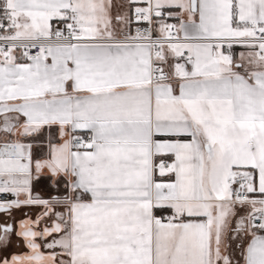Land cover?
<instances>
[{
  "label": "snow or ice",
  "instance_id": "snow-or-ice-1",
  "mask_svg": "<svg viewBox=\"0 0 264 264\" xmlns=\"http://www.w3.org/2000/svg\"><path fill=\"white\" fill-rule=\"evenodd\" d=\"M0 264H264V0H0Z\"/></svg>",
  "mask_w": 264,
  "mask_h": 264
},
{
  "label": "crops",
  "instance_id": "crops-1",
  "mask_svg": "<svg viewBox=\"0 0 264 264\" xmlns=\"http://www.w3.org/2000/svg\"><path fill=\"white\" fill-rule=\"evenodd\" d=\"M114 3H116L117 5H119L121 3V0H114ZM37 191H41L40 189H37ZM41 194L44 195L45 193L43 191H41ZM38 210H33V211H29L27 209H24V210H18L16 212V219L19 221L20 219H24L25 218V213L27 212L28 215H33L34 212H37ZM26 251L25 249H23L22 247H17V246H14L13 247V252H16V253H22Z\"/></svg>",
  "mask_w": 264,
  "mask_h": 264
}]
</instances>
